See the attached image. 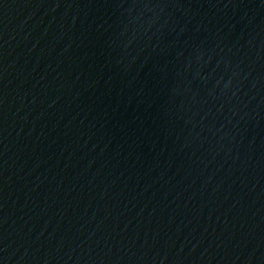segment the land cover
<instances>
[{
    "label": "water",
    "instance_id": "obj_1",
    "mask_svg": "<svg viewBox=\"0 0 264 264\" xmlns=\"http://www.w3.org/2000/svg\"><path fill=\"white\" fill-rule=\"evenodd\" d=\"M0 264H264V0H0Z\"/></svg>",
    "mask_w": 264,
    "mask_h": 264
}]
</instances>
